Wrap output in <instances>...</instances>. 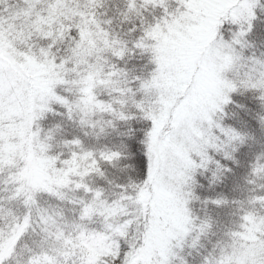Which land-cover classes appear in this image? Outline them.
Listing matches in <instances>:
<instances>
[{"label": "snow or ice", "instance_id": "obj_1", "mask_svg": "<svg viewBox=\"0 0 264 264\" xmlns=\"http://www.w3.org/2000/svg\"><path fill=\"white\" fill-rule=\"evenodd\" d=\"M73 3L77 18L99 37L94 41L96 63L90 62L89 71L80 76L78 96L62 91L65 80L58 75L38 83L27 71L44 56H50L53 73L58 66H71L50 55L57 46L54 31L39 27L68 0H0V169L6 150L19 154L8 199L24 210L17 213L0 203V264H185L177 250L182 252L185 244L197 247L212 229L211 220L194 218L190 207L200 199L194 191L197 172L211 173L210 184L220 182L231 169L214 155L236 164L235 153L252 139L222 125L233 93L253 94L260 109L256 122L264 131V59L253 57L251 72L233 76L241 53L253 47L249 35L264 16V0H127L125 19L136 15L140 21L130 39L114 38L105 27L112 21L97 20L103 0ZM154 10L159 15L147 19ZM68 32L65 42L71 40L73 50L87 43L81 24ZM129 51L146 61L135 79L119 67ZM157 89L159 97L152 94ZM152 101L158 111L150 106ZM53 105L64 109L84 137H106L121 122L136 118L148 122L141 141L146 178L109 193L93 180L105 177V165L116 168L127 159L123 151L88 150L73 138L62 141L65 151L59 158L45 153L60 128L45 132L37 122L47 113L59 115ZM33 150L47 170L42 182L28 180ZM245 183L249 191L244 200L219 196L204 201L217 208L234 207L239 223L213 245L202 264H264V151L250 165ZM40 195L75 206L74 218L78 214L84 223L96 216L109 219L123 202L135 200L144 206V225L135 239L129 238L130 230L110 223L95 231L73 224L75 232L69 237L63 229L50 233L48 218L40 214L37 231L31 208ZM54 235L63 247L51 243Z\"/></svg>", "mask_w": 264, "mask_h": 264}, {"label": "clouds", "instance_id": "obj_2", "mask_svg": "<svg viewBox=\"0 0 264 264\" xmlns=\"http://www.w3.org/2000/svg\"><path fill=\"white\" fill-rule=\"evenodd\" d=\"M126 3L127 0H103V8L96 10V17L98 21H112L111 25H105V27L112 33L114 38L116 36H120L121 38L127 37L130 39L131 29L139 27L140 21L137 19L136 15H131L127 20L125 19L123 13L127 11L125 7ZM81 7H83L82 3ZM105 13H107V16H105ZM78 24H81L84 27L87 43L83 44V46H77L73 50L70 47L71 40L66 43L65 37H68L69 35V27L75 29ZM39 27L45 31H54L53 43L57 46L51 51L50 55L55 56L58 60L63 61L64 63H70L71 66L66 70L58 66L56 72L53 73L50 56H44L40 59L38 64L29 66L27 71L31 73L33 78L38 83L42 82L45 78L54 79L56 75H58L61 80H65V86L62 87V91L68 95L78 96L80 90V76L82 73L89 71L88 65L90 62L96 63L93 51L97 47V43H94V41L98 42L99 37L96 36L94 29L89 31L88 24L84 23L82 19L77 18L76 7L73 0H68V4H61L59 10L53 15V17H51L46 23L39 25ZM37 34L39 35L41 33ZM41 42L42 41H34V45H38ZM249 43L252 44L253 47L244 50L241 53L243 59L238 60L235 63L233 70V76L235 78H242L245 76V73L251 72L254 67L251 64V59L253 57L257 59H264V36L257 35L251 40L249 39ZM246 52L248 55H245ZM137 56L141 57L140 55ZM132 58L133 55L131 51H129L127 58L123 61L124 64L127 65L128 60H131ZM77 69H79V71ZM120 69L121 71H125L122 67H120ZM127 72L133 79H135V73L130 71ZM164 91L167 92V88H165ZM152 94L159 97L160 90L157 89ZM149 99H151V97H149ZM150 106L154 110L158 111V104L156 101H152ZM128 127L131 129L130 124ZM80 131L82 132L83 130ZM58 135L59 133L56 135L55 139L46 145L45 149V153H53V151H55L57 158H59L60 154L65 151L62 148V142L57 139ZM45 153H42V155ZM31 157L32 160L31 167L28 172V180L32 183L42 182L47 178L46 167L41 162L40 158L35 156V150L32 151ZM20 159L19 154L9 153L6 150L4 153L5 166L0 169V203H2L5 207L15 209L17 213L24 211L22 205L18 204L16 201H10L8 197L12 194V190L14 188L10 178L13 177L15 170L19 166ZM123 166L128 169V172L125 174L128 177V182L124 186L129 187L130 183L139 185L140 182H136L134 179H131L132 174L136 171L135 153L130 150L128 151L127 159L123 161ZM89 182L91 183L92 181L90 180ZM69 195L74 196L75 194L69 193ZM44 196L45 195L38 196L37 203L32 205L31 211L33 213V224H37L40 214H43L48 218L46 227L50 233L59 232L63 229L69 237H72L75 232V228L72 227L73 224L81 226L85 231L89 229L95 231L98 225L102 226L105 223H110L113 226L124 227L126 232L130 230L131 236L129 238L135 239L137 236V230L142 229L144 225V206L141 205L138 207L135 200L123 202L121 207L112 212L109 219L101 221L100 217L96 216L95 219H90L87 223H84L78 219V214H76L74 218V213L76 211L75 206L68 205L58 200H54V203H49ZM53 216H55V219L52 218ZM211 223L213 226L212 221ZM39 227V224H37V231H39ZM193 235H195V233H193ZM208 235L209 233H207L204 237L207 238ZM225 239L226 237L224 232L223 236L218 239L216 244ZM51 243L63 247L60 243V239L55 235L52 237ZM188 243L190 244L191 240H189ZM185 247H189L188 244H185L184 248ZM177 252L179 257L183 259L186 264V260L181 255L183 251L180 252L177 250ZM177 264H179V260H177Z\"/></svg>", "mask_w": 264, "mask_h": 264}, {"label": "trees", "instance_id": "obj_3", "mask_svg": "<svg viewBox=\"0 0 264 264\" xmlns=\"http://www.w3.org/2000/svg\"><path fill=\"white\" fill-rule=\"evenodd\" d=\"M157 15L159 13L154 10L150 14L147 13L146 18L151 20L153 16ZM257 35L264 36V16L259 17L254 22L253 31L249 35V39L251 40ZM245 55H248V53L246 52ZM145 64L146 61L141 57L133 55V58L128 60L127 65L123 61L119 62V67L124 68L125 71L140 74L145 70ZM57 92L58 94H63L59 89ZM231 101L232 103L225 107L222 125L247 133L252 139L235 153L236 164L223 160L219 155H214V159L219 160L224 167L231 169L230 172L225 173L224 178L220 182L210 184L209 178L211 173L201 174L197 172L194 191L200 199L190 205L192 214L193 217L198 219L209 218L213 222V226L208 237H202L197 247L184 248L181 255L186 260V264H202L203 258L212 251L213 245L223 236L224 232L229 229H235L239 223V218L235 214L234 207L217 208L210 203L205 204L204 201H210L219 196H223L229 201L246 199L249 186L245 181L250 171V165L254 162L256 156L261 151H264V131L260 130L256 122V115L260 109L253 94L251 92L233 93ZM52 107L54 113H59V115L47 113L42 120L38 121L37 123L43 131L46 132L58 125L60 132L57 139L61 142L79 138L88 150L98 151L103 148L121 150L124 152L125 157H127V153L130 150L135 153L136 165V171L132 174L131 179H134L136 182H142L146 178L147 161L141 141L143 140L145 130L149 127L148 122L136 118L127 124L121 122L118 131L106 137L98 139L84 137L78 126L67 119L64 109L58 105H53ZM132 114L135 116V112ZM129 124L131 125V133H129ZM51 154H56V152L53 151ZM123 161L116 168L105 165L103 168L105 177L95 178L93 180L95 186L104 188L109 193L119 191L128 182V177L125 175L128 169L123 166ZM44 198L49 203L55 202L54 199L47 197V195Z\"/></svg>", "mask_w": 264, "mask_h": 264}]
</instances>
